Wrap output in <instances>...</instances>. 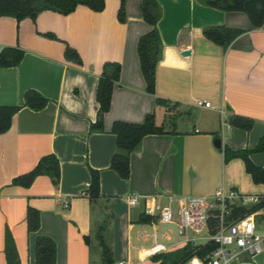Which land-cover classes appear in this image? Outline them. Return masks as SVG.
I'll return each mask as SVG.
<instances>
[{"label": "crops", "instance_id": "crops-1", "mask_svg": "<svg viewBox=\"0 0 264 264\" xmlns=\"http://www.w3.org/2000/svg\"><path fill=\"white\" fill-rule=\"evenodd\" d=\"M157 1L162 48L154 93L145 88L136 51L138 36L150 28L141 16L140 0H126L125 21L117 18L119 0H105L99 11L78 4L66 14L41 10L35 19L0 16V49L18 45L24 50L18 64L0 66V104H22L27 88L48 98L38 109L21 106L0 133V264H6L5 227L20 264H35L37 234L55 241V264H104L99 234L110 248L112 264H158L145 249L155 240L171 245L182 238L164 237L163 222L155 216L138 221L147 197L165 202L167 194L210 195L219 187L264 192V183L252 180L242 158L224 161L219 149L253 147L264 134V25L254 26L242 10H223L202 0ZM212 24L245 31L223 48L203 35V27ZM48 31L57 38L43 34ZM66 43L78 51L80 63L65 58ZM186 48L190 52L182 54ZM107 60L121 64L119 79L103 129L90 130L98 109L96 85ZM155 96L176 104L167 109ZM199 99L211 105H197ZM148 112L165 131L143 136L130 153L129 176L123 178L109 167L116 147L111 124L117 119L142 121ZM234 113L251 118L252 127L232 125L228 118ZM170 116L174 126L166 122ZM215 137L221 138L220 147L214 145ZM47 153L59 159L56 186L47 174L35 176L28 186L12 182ZM250 157L264 167V150ZM90 168L99 170L100 195L94 200L87 190ZM128 194L138 195L139 201L128 204ZM27 206L39 210L35 231L27 229ZM255 257L264 264L263 252ZM246 259L234 261L248 264Z\"/></svg>", "mask_w": 264, "mask_h": 264}, {"label": "trees", "instance_id": "trees-1", "mask_svg": "<svg viewBox=\"0 0 264 264\" xmlns=\"http://www.w3.org/2000/svg\"><path fill=\"white\" fill-rule=\"evenodd\" d=\"M205 4L223 10L244 11L254 26L264 25V0H202ZM126 0H119L117 18L119 21L126 19ZM78 4L87 5L95 11L102 10L105 0H0V16L11 15L17 21L24 17L35 19L38 12L44 9H51L66 14L71 12ZM140 12L142 18L150 25V28L141 33L136 42V51L139 60V67L145 81V88L149 93L155 92V66L160 57L162 41L157 27L160 16V5L157 0H140ZM245 28L239 26H228L224 24H212L203 27V35L211 41L226 48L231 41ZM46 36L57 38L52 32H43ZM24 50L18 45H6L0 49V66H12L19 63ZM64 56L68 60L76 63L81 62L78 51L68 43L65 44ZM121 64L115 60H107L103 63L99 74L95 98L98 102L96 118L91 121L90 130L103 129V117L111 104L112 88L119 79ZM48 98L35 88H27L23 92L22 104H0V133L6 131L13 114L23 105L33 109L43 107ZM157 103L166 105L170 109L176 104L171 103L168 98L155 96ZM232 125L249 130L253 125V120L245 115L231 114L228 118ZM171 126L175 125L173 117H169ZM110 130L116 135V147L111 155L109 167L114 169L121 177L127 178L130 173L129 158L130 153L140 144L143 136L148 133L163 132L164 127L155 121L153 112L145 114L142 121L114 120ZM223 152L224 161L233 157H240L244 162L245 170L250 174L255 183H264V167L255 163L250 154L255 151L264 150V134L253 147L231 148L227 145L219 148ZM47 174L52 183L56 186L60 177V163L54 153L42 155L35 165L26 172L20 173L12 178V182L23 186H28L35 176ZM90 200H94L100 195L99 192V170L90 168V182L87 188ZM247 210L244 206L234 209V215ZM28 231H35L40 224V214L37 208L27 206L25 213ZM154 216L140 213L138 221L149 222ZM101 254L104 264H112L110 248L99 234ZM216 246L212 240L204 243L186 241L185 243L171 248L170 250L159 252L153 255L158 264H183L192 255L206 258L207 254ZM4 252L6 264H20L15 242L8 227L4 233ZM56 244L53 238L45 234H37L34 240L35 264H55Z\"/></svg>", "mask_w": 264, "mask_h": 264}, {"label": "built area", "instance_id": "built-area-1", "mask_svg": "<svg viewBox=\"0 0 264 264\" xmlns=\"http://www.w3.org/2000/svg\"><path fill=\"white\" fill-rule=\"evenodd\" d=\"M196 104L211 105L207 99H199ZM220 111L223 112L224 109ZM138 201L139 196L136 194H128L126 197L128 204ZM67 203V200H64V205ZM238 206H244L247 210L234 215V209ZM144 213L155 216L163 223L174 222L177 234L182 236L181 240L171 245L155 240L145 249L148 255L170 250L177 243H204L207 240H212L216 246L206 258L194 254L183 264H228L241 256H255L264 252V218L258 217L264 213V192L245 193L236 188L219 187L210 195L167 194L165 202L159 201L155 196H149L144 201ZM189 230L196 233L204 230L206 235L190 234ZM172 233L173 230L168 228L162 235L170 238ZM154 236L157 237L156 232ZM201 237L205 240L196 242V239ZM118 264L127 263L119 261Z\"/></svg>", "mask_w": 264, "mask_h": 264}, {"label": "rangeland", "instance_id": "rangeland-1", "mask_svg": "<svg viewBox=\"0 0 264 264\" xmlns=\"http://www.w3.org/2000/svg\"><path fill=\"white\" fill-rule=\"evenodd\" d=\"M166 117L168 118V115ZM166 122H169L168 119L166 120ZM258 217H260V218L263 217L264 218V213L260 214ZM160 227H161V230H165V229H168V228L173 230V233H172L173 236H172V240L171 241H173V240L175 241V240H178V239L182 238L181 235L177 234L176 224L174 222L173 223H162ZM189 233L190 234H194V235L198 234V235H201V236L206 235V232L204 230H202V231H200L198 233L193 232L192 230H189ZM204 240H205V238L201 237V238H197L196 242H203ZM147 244H149V242ZM263 254H264V252H263ZM246 261L248 262V264H258L259 263V260L257 259V257L250 256V255H247ZM232 264H239V263H237V261H234V259H233V263Z\"/></svg>", "mask_w": 264, "mask_h": 264}, {"label": "water", "instance_id": "water-1", "mask_svg": "<svg viewBox=\"0 0 264 264\" xmlns=\"http://www.w3.org/2000/svg\"><path fill=\"white\" fill-rule=\"evenodd\" d=\"M190 52V50L189 49H183L182 51H181V53L182 54H187V53H189ZM214 145L216 146V147H220L221 146V138H219V137H215L214 138Z\"/></svg>", "mask_w": 264, "mask_h": 264}]
</instances>
